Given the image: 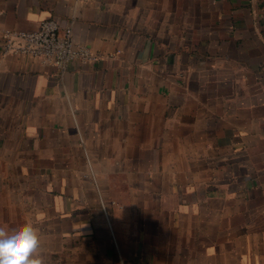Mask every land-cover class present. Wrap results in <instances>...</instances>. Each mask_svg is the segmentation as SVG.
I'll return each mask as SVG.
<instances>
[{"label":"crops","instance_id":"0c3cea01","mask_svg":"<svg viewBox=\"0 0 264 264\" xmlns=\"http://www.w3.org/2000/svg\"><path fill=\"white\" fill-rule=\"evenodd\" d=\"M96 56L3 50L44 19ZM46 264H264L263 0H0V227Z\"/></svg>","mask_w":264,"mask_h":264},{"label":"built area","instance_id":"2783aa9c","mask_svg":"<svg viewBox=\"0 0 264 264\" xmlns=\"http://www.w3.org/2000/svg\"><path fill=\"white\" fill-rule=\"evenodd\" d=\"M60 26L59 20L48 18L42 20L34 29H7L3 33V50L6 53L39 59L61 70H65L75 60L96 59L87 46L75 43L71 28L64 35H60Z\"/></svg>","mask_w":264,"mask_h":264},{"label":"clouds","instance_id":"9594fccd","mask_svg":"<svg viewBox=\"0 0 264 264\" xmlns=\"http://www.w3.org/2000/svg\"><path fill=\"white\" fill-rule=\"evenodd\" d=\"M42 248V233L36 225L0 227V264H46Z\"/></svg>","mask_w":264,"mask_h":264}]
</instances>
